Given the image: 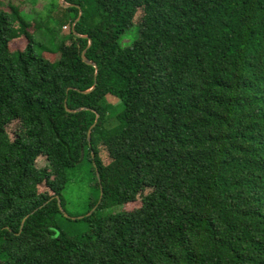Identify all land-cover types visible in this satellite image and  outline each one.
Here are the masks:
<instances>
[{"label": "trees", "instance_id": "trees-1", "mask_svg": "<svg viewBox=\"0 0 264 264\" xmlns=\"http://www.w3.org/2000/svg\"><path fill=\"white\" fill-rule=\"evenodd\" d=\"M64 3L54 62L16 6L0 9V264H264V0ZM84 158L102 196L70 236L56 216Z\"/></svg>", "mask_w": 264, "mask_h": 264}, {"label": "rangeland", "instance_id": "rangeland-1", "mask_svg": "<svg viewBox=\"0 0 264 264\" xmlns=\"http://www.w3.org/2000/svg\"><path fill=\"white\" fill-rule=\"evenodd\" d=\"M65 5L64 0H60V2L59 0H0V9L10 12L8 7L16 6L24 20L31 23L29 31L35 41L34 47L36 53L51 62L58 59L57 44L61 39L68 37L70 21L73 19V14L65 10ZM140 15L139 12L135 19L136 23ZM34 23L37 24L36 27L32 26ZM63 24H65L66 28H62ZM137 38L138 29L137 27H132L122 36L120 44L122 47H128ZM25 42L23 38L11 42L9 45L10 50H22ZM43 46L47 51L44 50ZM104 101L106 104L111 105L112 108L109 110L111 115H115L117 111L122 109V104L112 96H106ZM116 123L115 118H112L107 122L106 126L113 127ZM18 129L17 122H11L6 126L10 139L14 138V133ZM100 157L105 164L109 162V157L104 147H100ZM36 166L37 168L46 167V159L42 156L38 157L36 159ZM94 177L95 174L92 172L91 164L87 158H84L82 162L67 173V184L62 192L65 201V214L57 215L56 221L61 230L70 236H78L86 233L88 230V225L85 222H73V219H79V217L87 215L89 204L99 198L100 193L97 191ZM38 190L43 192L46 188L44 185H40ZM147 192L145 191L144 194ZM139 206L140 198L126 205L104 210L103 214L130 211ZM68 218L71 221H68Z\"/></svg>", "mask_w": 264, "mask_h": 264}, {"label": "water", "instance_id": "water-1", "mask_svg": "<svg viewBox=\"0 0 264 264\" xmlns=\"http://www.w3.org/2000/svg\"><path fill=\"white\" fill-rule=\"evenodd\" d=\"M68 6H69L68 4L65 5V7H68ZM80 15H81V13L79 12V16H78V18H77V19L75 20V22L71 25L72 29H73V27H74V24L79 20ZM76 35H77V34H76ZM77 36H78V35H77ZM89 45H90V42H89ZM85 52H86V50H83V51H82V53H81V58H82V60H83L84 63H86L87 65L93 66V67L95 68V75H96V74H97V68H96V66H95L93 63H91L90 61H88V60L85 58ZM94 86H95V84H94ZM94 86H93L89 91H91V90L94 88ZM89 91H86V92H84V93H87V92H89ZM67 111H68V112H71V113H74V112H78V111H80V109L72 110V111L67 110ZM97 119H98V115H96V118H95L94 124L89 128V130H88V132H87V141H88V143H90V133H91V129H92V127L96 124ZM82 158H83V151H81V158H80L79 161H81ZM101 196H102V191H100L99 201H100V199H101ZM96 206H97V205H96ZM96 206H95V207L89 212L88 215H90V214L95 210ZM62 213L65 214V212H64L63 210H62ZM65 216L68 217L67 215H65ZM81 218H82V217H79V219H81Z\"/></svg>", "mask_w": 264, "mask_h": 264}, {"label": "crops", "instance_id": "crops-1", "mask_svg": "<svg viewBox=\"0 0 264 264\" xmlns=\"http://www.w3.org/2000/svg\"><path fill=\"white\" fill-rule=\"evenodd\" d=\"M59 2H60V0H59ZM63 6H64V5H63ZM64 8H66V7H64ZM70 22H71V21H70ZM64 27H66L65 24L62 25V28H64Z\"/></svg>", "mask_w": 264, "mask_h": 264}, {"label": "built area", "instance_id": "built-area-1", "mask_svg": "<svg viewBox=\"0 0 264 264\" xmlns=\"http://www.w3.org/2000/svg\"><path fill=\"white\" fill-rule=\"evenodd\" d=\"M64 28H66V27H64Z\"/></svg>", "mask_w": 264, "mask_h": 264}]
</instances>
